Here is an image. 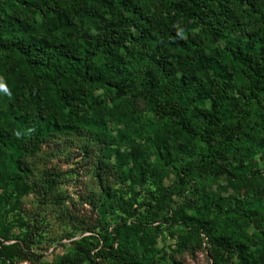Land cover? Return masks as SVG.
<instances>
[{"label":"trees","instance_id":"trees-1","mask_svg":"<svg viewBox=\"0 0 264 264\" xmlns=\"http://www.w3.org/2000/svg\"><path fill=\"white\" fill-rule=\"evenodd\" d=\"M46 155L87 164L112 197L91 192L94 210L127 213L109 240L83 239L96 241L90 263L180 264L154 249L158 222L184 223L180 238L216 248L214 264H262L264 0H0L4 264L51 237L20 211L30 195L44 217L82 219L57 193L79 174ZM222 178L234 195L208 192ZM195 179L192 212H180L175 197ZM140 215L150 224L132 222ZM248 226L262 227L260 245L241 234Z\"/></svg>","mask_w":264,"mask_h":264},{"label":"rangeland","instance_id":"rangeland-1","mask_svg":"<svg viewBox=\"0 0 264 264\" xmlns=\"http://www.w3.org/2000/svg\"><path fill=\"white\" fill-rule=\"evenodd\" d=\"M47 150L50 152L49 149ZM44 159L49 160V166L52 165L53 168L59 169L61 172L75 171L79 174L71 181H65V183L59 187L57 193L63 196L65 200L64 206L74 214H81L83 220L81 219L78 225L76 221L70 219L65 223L61 218L62 212L60 210L56 211V214L54 215L48 214V216L44 217V215H41V212L48 206L40 201H36L35 197L30 195L25 199V202L22 205L23 210L20 211L25 215L27 221L37 219L36 221L38 223L46 226L48 229L45 228L44 235L51 237L46 243L39 244L38 248H36L29 256L24 257L20 255L13 263L8 264H89L90 262L88 261V258L92 256L94 252L96 241L90 238L83 242V239L95 234L97 236H103L109 240L110 230L117 224H120L123 219L127 218V213L122 210H114L108 207L107 213H105L103 205H101L103 212L99 209L94 210L92 208L90 205L91 199L89 198L91 192H94V195L96 193L95 199H99L100 202L103 203L106 202L109 206H112V197H108L102 192L101 187L94 182L91 169H89L87 164L83 163V161H79L80 159L77 160L81 162V164H76L74 163L75 161H68L61 157L52 158L49 155H46ZM83 164L85 167L82 166ZM37 166L42 168L40 164ZM174 181L175 179H172L171 181H168V183H174ZM199 181L200 183L202 181L204 182L203 179H195L190 182V184H185L184 188L178 191L177 195H179L175 197V200L177 201L174 207L179 209L180 212L182 209H184V213L189 212L190 209L187 208V206L191 205L192 199L197 197L192 195L190 200H188L184 196L188 193L189 188L192 187V185H197ZM208 185L207 190L210 194H219L222 197H230L235 193V191L233 192V189L229 186V181L225 178H222L219 181L213 180ZM255 190L259 192L258 194L264 196V186L260 187L255 185ZM256 196L257 195H255V197ZM55 209L57 210V207ZM148 209H150L151 213L154 212L153 208L150 207ZM150 211L147 210V212ZM259 211L261 215H264L263 207H260ZM39 212L40 215L38 214ZM144 214L147 216L146 212ZM122 216L124 217L121 218ZM146 216H136L132 219V222L134 220H142L143 222L148 223L147 220H145ZM85 222H87V225L92 228L91 232L83 230L85 227L82 225ZM149 224L150 223L147 225ZM150 226L152 228H158L156 231L157 238L153 244L154 249L158 251L157 254L162 256L165 253L168 257L173 258V260L179 261L180 264H214L212 255L216 252V248L211 249L204 240H201V246L196 247L195 249L196 244H194V241H191V239L188 240L184 237L182 239L180 238L182 230H185L186 232L189 231L184 223L170 226L166 224L161 225L157 222ZM261 231L262 227L255 228L248 226L242 228L241 234H245L247 237L256 236V242L260 245ZM67 235H71V238L68 239ZM177 238L188 241L189 248L184 249L185 247L183 243L177 241ZM253 251L258 255L262 264H264V251L259 250L258 247H254ZM0 264L4 263L0 262ZM95 264L107 263L99 262Z\"/></svg>","mask_w":264,"mask_h":264}]
</instances>
